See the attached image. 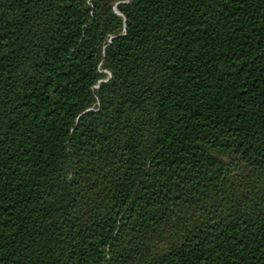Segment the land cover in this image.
<instances>
[{"label": "trees", "instance_id": "16d2710c", "mask_svg": "<svg viewBox=\"0 0 264 264\" xmlns=\"http://www.w3.org/2000/svg\"><path fill=\"white\" fill-rule=\"evenodd\" d=\"M0 264H264V0H0Z\"/></svg>", "mask_w": 264, "mask_h": 264}]
</instances>
